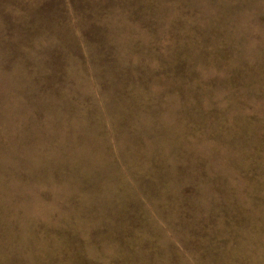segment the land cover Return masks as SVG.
I'll use <instances>...</instances> for the list:
<instances>
[{
  "label": "rangeland",
  "instance_id": "rangeland-1",
  "mask_svg": "<svg viewBox=\"0 0 264 264\" xmlns=\"http://www.w3.org/2000/svg\"><path fill=\"white\" fill-rule=\"evenodd\" d=\"M0 264H264V0H0Z\"/></svg>",
  "mask_w": 264,
  "mask_h": 264
}]
</instances>
